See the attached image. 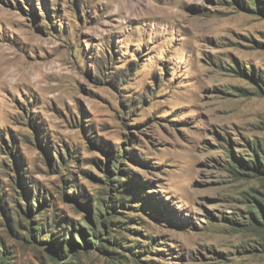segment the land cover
Masks as SVG:
<instances>
[{
    "label": "rangeland",
    "instance_id": "obj_1",
    "mask_svg": "<svg viewBox=\"0 0 264 264\" xmlns=\"http://www.w3.org/2000/svg\"><path fill=\"white\" fill-rule=\"evenodd\" d=\"M238 158L264 164V0H0L6 264H264Z\"/></svg>",
    "mask_w": 264,
    "mask_h": 264
},
{
    "label": "trees",
    "instance_id": "obj_2",
    "mask_svg": "<svg viewBox=\"0 0 264 264\" xmlns=\"http://www.w3.org/2000/svg\"><path fill=\"white\" fill-rule=\"evenodd\" d=\"M258 155V154H257ZM256 158V157H255ZM241 166H246V168L250 167L251 170L256 172L257 174L264 173V164L259 160L248 159L244 161L242 158L237 159ZM263 160V158H261ZM115 167V165H113ZM259 180H263L264 177L261 175H257ZM244 204L248 207L250 218H248L249 227L252 229V234L256 238L258 245L262 249V253L264 254V192L261 193H245L242 194ZM95 233V231H94ZM49 239H51L50 244H55V241L52 239V235L48 234ZM71 238V235H70ZM83 243H88L86 238L80 237ZM72 243L76 244V242L71 240ZM60 245L57 247L59 250ZM9 259L5 257L0 258V264H6Z\"/></svg>",
    "mask_w": 264,
    "mask_h": 264
}]
</instances>
